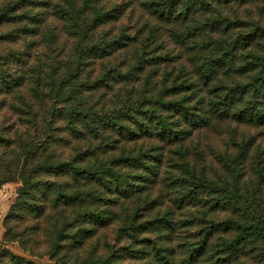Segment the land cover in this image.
I'll return each instance as SVG.
<instances>
[{"label":"trees","instance_id":"obj_1","mask_svg":"<svg viewBox=\"0 0 264 264\" xmlns=\"http://www.w3.org/2000/svg\"><path fill=\"white\" fill-rule=\"evenodd\" d=\"M52 1V19L35 11ZM50 2L0 8V242L30 254L5 249L0 264H114L109 244L96 257L79 252L125 201L132 207L118 231L130 241L119 255L138 261L130 264H264L258 161L253 192L241 182L248 145L223 160V181L185 156L206 128L264 126V19L247 26L238 13L262 0H145L183 46L178 65L136 48L117 0ZM164 147L180 161L168 179ZM166 182L180 191L161 209L152 191ZM217 211L227 216L212 218Z\"/></svg>","mask_w":264,"mask_h":264},{"label":"rangeland","instance_id":"obj_2","mask_svg":"<svg viewBox=\"0 0 264 264\" xmlns=\"http://www.w3.org/2000/svg\"><path fill=\"white\" fill-rule=\"evenodd\" d=\"M9 1L11 0H0V8L6 5ZM33 1H36V3H48L51 0ZM144 1L145 0H117L118 4H121L120 8H122V10H126L123 20V25L127 30L126 36H129L131 41H134L133 44L136 46V48H140L142 44L145 45L143 48L148 55L149 53L155 54L156 52H163L168 54L169 57H173V59L175 57L174 64L171 62L172 65L183 63L185 58V51L182 50L183 46H180V43L176 42V40L171 36L172 33H169V30L166 27L164 28V26H158L157 21L149 15L142 4ZM33 5L35 4H32L31 8ZM39 5L40 4L37 6L39 7ZM35 11H44L43 13L50 14L49 19H52L51 17L55 11L53 8V1L50 2L49 8L39 7V9L35 8ZM238 13L247 26L250 25L252 21L264 19V0H262L260 4H249L240 7ZM0 31H3V27L0 29ZM233 36L234 34L231 33L228 39L234 38ZM178 39L180 40V37H178ZM4 49V45L0 44V53ZM175 76L176 74L174 77ZM145 77L146 76L144 75L139 76L138 82H136L135 85L138 83H143V79ZM155 77L156 76H153V80ZM199 93L202 94V92ZM245 143L248 145V154L246 156L245 174L243 175L241 182L243 181L246 185V187L243 189H248V192L252 193L254 185L253 183L256 184L257 181V177L254 172L258 167V163L256 161L260 163L259 168L263 169L260 179L264 181V126H249L236 122H226L218 124L214 127L206 128L200 132H196L191 139L187 140V143L185 144V156L189 165L203 169L213 180H228L229 177L225 173L221 164L223 160L232 158V156L237 151V147ZM65 151L67 153L69 149H66ZM162 152L163 165L162 171H160V177L168 179L169 176L173 177L174 173V175L177 174V169L174 165H177L175 161L178 163H180V161L176 155L171 153L169 148L164 147ZM170 159L174 161H169ZM175 187L176 186L169 185L168 182H166V184H158L153 189L152 198H159V204L157 205H160L159 207L161 209L169 207L172 203V199H174L179 193L180 190H176ZM262 188L264 193V184ZM120 205H117L115 208L116 214L114 215V221L109 223L106 227L99 229L96 235L83 245L81 251L79 252L80 256L92 255L96 257L101 255L100 253H105L108 250V248H106V244H109V246L113 248L114 257L111 258L114 261V264H130L133 262H138L128 260L127 258L119 255L123 247L129 244L128 242L130 240L125 234L118 231V227L123 222V219H125L126 213L131 209L132 204L131 202L125 201L123 203L124 207H120ZM190 210L192 212L194 211V209ZM154 211L155 207L151 210H141L140 217L147 219L149 215L154 214ZM188 211L189 208L179 212L176 211L177 214L175 217L184 215ZM226 216V211H217V213L212 215V218L221 220ZM25 225L26 224H24L22 228H24ZM180 233L186 235L183 229L180 230ZM37 235L39 234H36V236L32 237L33 242H31V244L32 246L36 244L34 249L38 254H41L45 251V243L41 241V243L38 244L39 237H37ZM186 236L190 237V234L187 233ZM26 247H29V245H26ZM5 249L15 255H20L23 257L30 256L29 252L22 248V246L17 242L4 243L1 241L0 253ZM37 253L34 252L36 255ZM42 260H47V256H43Z\"/></svg>","mask_w":264,"mask_h":264}]
</instances>
